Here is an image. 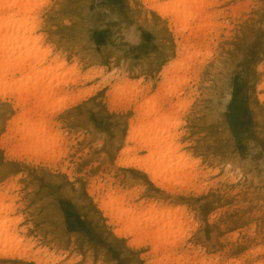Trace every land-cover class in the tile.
I'll use <instances>...</instances> for the list:
<instances>
[{"label":"rangeland","instance_id":"1","mask_svg":"<svg viewBox=\"0 0 264 264\" xmlns=\"http://www.w3.org/2000/svg\"><path fill=\"white\" fill-rule=\"evenodd\" d=\"M207 1L215 5L203 11ZM198 3L202 12L184 29L165 14L176 0L32 1L50 54L40 65L28 60L34 67L13 80L48 90L31 121L46 123L54 146L24 152L18 119L33 100L17 110L0 96V204L9 206L0 218L21 242L0 246V264H264V0ZM148 103L156 113L142 119L153 113ZM131 121L174 135L193 165L186 181L162 186L132 164L149 152L127 143ZM110 195L136 206L134 215L182 208L175 263L112 219L102 208Z\"/></svg>","mask_w":264,"mask_h":264},{"label":"bare ground","instance_id":"2","mask_svg":"<svg viewBox=\"0 0 264 264\" xmlns=\"http://www.w3.org/2000/svg\"><path fill=\"white\" fill-rule=\"evenodd\" d=\"M32 1L33 0H0V96H2L3 98L10 99V100L14 99L13 101H15V102L17 101L16 106H15V107H17V110L19 109L18 107H20V109L26 108L28 106L30 100H33L32 107L30 106V104H31L30 103L29 104L30 108L28 106L27 110L24 109L26 111H24L19 116L18 122L22 127H20V126L18 127V123L16 124L18 127V131H19L18 135H16V137L20 135V138L18 139V140H20V142L19 143L15 142V143H17V144L21 143L22 149L25 148L26 150H29L31 153H32V150H34V151L36 150L37 153H40L39 155H41L44 150H47V148H51L50 146L52 144L54 146L53 138L49 137V135L45 136V132L47 129L46 123L43 122L44 123L43 125L46 128V129H43V126L41 124L32 123L31 116L33 113L38 114L39 112H41V114H42L44 112L43 104L48 99V90L42 91L41 85L43 86V83L39 82V80L33 86H31V84L28 83V84H25L24 86H21V87H17L18 82L13 80V77L21 74L28 67H34L35 64L40 65L41 62L43 60H45L50 54L48 49L42 50V48H43L42 47L43 46V36L37 35L41 31L40 27L42 26V22H39V16L35 15V5L32 4ZM158 1H160V0H143V3L144 4H147L150 2H156L157 3ZM176 1H177V4H180V6L173 7L170 9H169V7L165 8V14H166V16L172 15V16H177V18L180 20L182 19L180 22L183 25L184 29L188 28L190 26L189 21L192 18H194L195 13L198 12L197 16H199V12L201 9L204 11L207 6L214 4L212 1H211V3H210V1H207L209 3L208 4L205 3V5L200 9V7H199L200 3L196 4V0H176ZM216 1L214 0V2H216ZM191 3H192V5H190ZM33 7H34V9H33ZM202 10H201V12H202ZM219 11H218V14H219ZM213 13H216V11H213ZM203 14H202V16H203ZM216 15L217 14H214L213 17H215ZM209 17L211 18L212 16H209ZM200 18H201V15H200V17H198V19H195V20L199 21ZM212 19H209V20L211 21ZM200 21H202V20H200ZM235 21H236V19H235ZM201 25H202V23H201ZM196 26L198 29L199 25H196ZM199 29L201 30L202 28L200 27ZM199 29H198V31H200ZM203 30H202V32H204ZM209 30H210V28H209ZM215 33H216V31H215ZM206 34H204V35L207 37L208 34L207 35ZM32 35H33V37H32ZM199 35H201V34H199ZM230 37H232V36H230ZM215 40H216V37H215ZM218 41H220V40H218ZM29 45H31L32 49L29 50L27 53L23 54L22 48L24 46L28 47ZM34 52H36V53L33 55ZM18 53H20V55L17 56ZM33 58H36V59H34L33 63H35V64L32 66V63H28V60H32ZM57 60H58V57L57 58L54 57L53 62H56ZM64 64L65 63H62V64H60V66H63ZM215 71L216 70H214V72L213 71L212 72L215 74ZM26 81L28 82V80H26ZM169 91H170V93H173V92H175V89H171ZM97 97L99 98V96H97ZM260 97L262 98V96H260ZM95 99H97V98H95ZM2 101H3V99H2ZM133 104H134V102H133ZM150 105H151V103H148V104H146V107H144V108L145 109H147V108L152 109L153 113H151V114H149V112H148L149 110L146 111L147 114L144 113L142 105L139 107L135 106L136 108H140L139 109L140 111L138 110L139 112L143 111V113L141 112L142 113V115H141L142 119H150V117L156 113V111H154L155 107H153V105H151V106ZM61 113H63V112L61 111ZM73 114H74V112H73ZM69 115L72 116L71 114H69ZM139 115L140 114H138V116ZM40 116H43V115H40ZM44 116H45V113H44ZM61 116H62V114H61ZM172 116H173V114H172ZM168 117H169V115L167 116V118ZM67 118H69V117H67ZM163 118H164V115H163ZM137 119H138V121H135ZM137 119L134 120L136 122V124L139 123V120L141 119V117L137 118ZM47 123H49V121ZM51 124H54V123L52 122ZM132 124H133V122L131 121V125ZM136 124H134V125H136ZM139 125L140 126L136 125V126H138V128H136V126L134 127L132 125L133 128L131 130L130 136L127 139V143L129 141L130 142L135 141L134 144L136 145V147H138L140 150H145V151L148 150L149 154L145 159H142V160L139 157L137 159L135 156H133L136 159L133 158L132 164L134 162L135 164L139 165V167H142L141 170L144 169L147 174L151 175L153 182H156L157 180L162 181V186L168 185L170 183L169 181L174 182V181H177L179 179H184V181H186L189 178V176L192 174V173L191 174L188 173L187 171L189 170V167H192L193 165L189 162V161H191V159L189 160L187 157H185L188 154H186L185 156H184V154H177L180 151V145H177V143L174 144L172 142L174 135L170 136L168 134V136H166V137L159 136L158 133L156 131H154V128H153V125L151 124V122H148L147 124L145 122H140ZM154 126L157 127V125H154ZM51 129H52V127H51ZM180 135L181 134H179L178 136H180ZM12 137L15 138V136H12ZM8 139H9V137H8ZM14 141H17V139ZM11 143H12V141H11ZM58 144L62 146V144H60V143H58ZM182 146H183V144H182ZM56 147L59 150V146L57 145ZM126 148H127V146H126ZM22 149H21V151H22ZM25 149H23L24 152H25ZM13 150H14V148H13ZM17 150L19 151V149H17ZM126 151L130 152V153L127 152L128 154H134L131 152V149H130V151L128 149ZM32 155L34 156V153ZM42 155H45V154H42ZM146 155H147V152H146ZM36 156H35V158L39 157V156H37V157ZM143 157H141V158H143ZM129 158H130V156H129ZM131 158H132V155H131ZM41 160H42V158H41ZM43 160H45V159H43ZM194 161H195V159H194ZM192 162H193V160H192ZM196 162H197V160H196ZM141 163L144 166L141 165ZM137 170H138V168H137ZM63 171H64V169H63ZM148 177L150 178V176H148ZM198 177L196 174V178H198ZM194 179H193V181H196ZM160 181H158V182H160ZM173 186H175V184ZM168 187H169V185H168ZM195 187H197V186H195ZM195 187H193V189ZM170 188H171V186H170ZM177 188H178V186H177ZM179 188L181 189L180 186H179ZM179 188H178V192H179ZM184 188H185V186H184ZM166 189H168V188L166 187ZM166 189L164 190L165 192L167 191ZM169 192H171V191L169 190L168 193ZM175 192H177V191H175ZM123 199H124L123 197L112 199V196L110 195L108 201L102 202V208L109 210L112 219L115 220L117 222V224L122 223L128 232L135 233L136 237L143 236V237L149 238L150 242L153 245V250L151 249L152 245L149 249H151L154 252L161 253L160 255H162L163 260L164 259L170 260L171 257H174L175 255H177L176 254L177 252L175 249L176 246L174 247V244L176 243V241L174 240L175 241V243H174V242H172V240H173L174 236L176 237L175 232H178V229H181V226H182L181 222H183V221H181L182 220V219L180 220L181 217L179 218L177 215L178 214L177 212L179 211V209H182V208H179V209L176 208L178 211H170L166 208L165 209L162 208L160 210H157L153 206H149L146 214L134 215L135 214L134 212L137 210L136 206H132V205L125 206V205H123V203H124ZM173 201H175V200H173ZM137 205L139 206V204H137ZM159 206H160V204H159ZM162 206H163V204H162ZM8 208H9V206H4V205L0 204V214L3 211L7 210ZM131 208H132V210H131ZM179 214H180V212H179ZM182 216H183V214H182ZM8 223H11V221L9 220V221L4 222L0 218V246H2V247L10 246L11 248H13V247L15 248L18 245H20L21 242L17 240V237L15 236L14 233H11L9 231L10 226L9 227L7 226ZM10 225H12V224H10ZM13 227L15 228V226H13ZM14 228H13V231H14ZM175 228L177 231H175ZM21 231H20V233H21ZM127 236H130V234ZM142 243L144 244L145 242H142ZM141 246H143V245H141ZM147 246H149V244ZM176 248H178V247H176ZM151 255H152V253H151ZM153 255L155 256V254H153ZM180 256H181V254H180ZM155 257H154V259H155ZM177 257H178V255H177ZM0 258H1V256H0ZM194 258L196 259V257H194ZM184 259H185V257H184ZM164 261H162V262H164ZM173 262L175 263V261H173ZM187 262H188V260H187ZM168 263H169V261H168ZM178 263H180V262H178ZM182 263L184 264V262H182ZM191 264H192V262H191Z\"/></svg>","mask_w":264,"mask_h":264}]
</instances>
